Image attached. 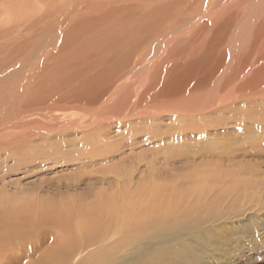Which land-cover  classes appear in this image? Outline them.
Listing matches in <instances>:
<instances>
[{"label":"rangeland","instance_id":"374dc122","mask_svg":"<svg viewBox=\"0 0 264 264\" xmlns=\"http://www.w3.org/2000/svg\"><path fill=\"white\" fill-rule=\"evenodd\" d=\"M227 78L232 80L219 96L257 90V101L238 109H257L258 121L250 124L264 125V0H0V261L50 262L48 250L64 240L55 209L66 212L75 231L81 215H92L90 206L99 203L94 209L105 216L115 203L138 212L140 189L185 184L198 164L201 174L217 170L213 165L233 170L235 162L263 169L264 138L261 148L251 145L264 134L243 137L242 126L223 122L232 112L185 122L165 109H149L145 119L132 112L125 117L126 102L137 94L172 108L183 97L170 102L166 94L180 84L202 83V91L194 92L202 98L218 92ZM248 143L250 152L263 150V156L217 158ZM198 146L210 157L186 156ZM242 188V213L201 225L213 241L204 259L185 260L178 253L175 264H264V210L256 211L261 220L253 231V189ZM183 192V199L175 196L178 210L197 202ZM196 230L172 244L194 248ZM28 233L36 234L32 241ZM228 236L237 241L218 245Z\"/></svg>","mask_w":264,"mask_h":264},{"label":"bare ground","instance_id":"6f19581e","mask_svg":"<svg viewBox=\"0 0 264 264\" xmlns=\"http://www.w3.org/2000/svg\"><path fill=\"white\" fill-rule=\"evenodd\" d=\"M226 80L228 81L225 82L224 84H221L222 86H220V88L216 90L218 92L213 91L211 94L209 93L207 96L203 95L202 98H200L198 95L196 96V94L194 93V92L202 91L200 88L201 85H203L202 83H195V85H192L189 88H186V86H184L183 83L180 84L179 86H177L176 88L177 90L175 92L173 91L172 93L166 94V96L170 98L169 99L170 102L172 101V98L175 96H179L180 98L181 96L183 97L182 102L178 104L177 107H172V108H169L168 105H165V103L163 102L161 103L160 100H158L155 97H153V100L150 103L151 99L150 100L146 99L144 97L145 93L137 94L136 95L137 98L134 99L133 102L131 103L129 102V104L128 102H126L125 107L126 106L128 107L126 110L128 112L125 111L127 113L125 117L128 116V114H131L132 112L135 118L145 119L146 117L148 118L149 111H151L149 109H154L153 110L154 114L156 111L159 112L160 109L163 110L165 109L166 112L171 111V113L176 116L175 119L182 118V121L185 122V121H199L197 118L205 117L207 116V114L209 115L211 113L225 114L227 111H229L232 112V114L230 113L229 115L231 116L233 115V116L225 118L226 115L223 114L224 116L222 117L226 119L223 122L226 124L227 121L231 120L234 121V123H236L237 126L238 125L242 126L241 128L244 132L243 137L245 136L251 137L250 134L254 135V137H257L258 136L256 133L257 131L264 134V125H258L259 122L256 124L254 123L255 125H251L252 124L251 120H253L254 122L258 121V116L256 114L257 109L253 113H250L248 112V110H246L248 108L247 107L248 104L246 105L247 102L252 100L257 101V99L260 97L257 94V90L255 91V94L254 93L252 94L251 92L246 93L244 91L243 92L241 91L238 95L234 94L235 91L233 90V92L228 91L225 92L222 96H219V93H221L225 89V87L228 85V82L230 83L232 79L227 78ZM238 87L243 90L245 88L244 84L242 85L241 83L240 85H238ZM246 95H252L253 97L251 96L252 98L249 97L245 98ZM238 105L241 106L246 105L247 108L243 107L246 111H243V108L242 109L239 108L241 109L239 110ZM97 123H99L100 125L102 121L99 120ZM209 123L212 124V121ZM225 124H223L224 127L227 125ZM262 138H264V135L259 136L257 138L258 140L256 139L257 143H255V145H251V147L253 148L255 146H260L261 148L263 146ZM248 148H250L249 143L247 144V146L245 144L242 147H239L238 150H232L228 148L226 149L225 152L223 151V153L217 155V158L218 157L219 159L225 158L227 161H231L236 159L237 156H245V157L250 155L263 156V154L261 153L263 152V150L250 152ZM192 149H193L191 150L192 152L188 151L187 153H185L188 158H194V157L201 158V157L209 156L207 152L204 151L199 146L194 147ZM202 165L198 164L192 167L193 172L189 176V181H187V183L185 184L174 181L167 183L165 185L160 184L152 187L147 186L143 190L140 189V192L136 194V197L137 195H139L140 197L139 199L140 206L136 209L138 210V212H134L135 207H131V208L127 207V211H125V209L123 210V208H125V203L122 206L118 204L116 205V203L114 202L115 205H111L106 210L105 212L106 216L98 215V213L94 209L99 204L97 203L95 205L90 206L91 208L90 212L92 214L90 215V217L81 215L80 222L78 221L75 227L76 230L74 231L73 229H71V226L69 227V217L66 216V212L60 209L53 210L57 213L56 216L59 221L58 225L60 226L59 227L60 232L63 230L61 232V235L64 237V240L59 242L58 244H55L58 245L59 247H55L53 245L54 249L48 250L49 253L50 251L53 252V254H51V256L49 257L51 261L48 263L49 264H134L136 261H138L137 264H175V261L173 259L178 253L185 260H190V257L192 256V259L194 258L196 261H202L204 259L203 255L207 254L206 252L210 250L213 241L211 242L212 239L209 238L210 237L208 236L209 233L204 232L202 234V232L199 231L201 225L206 220L212 221L215 218L217 219L222 217L224 218L228 214L231 215L233 213L235 214L242 213L240 211L241 209H239L238 206L241 203L244 204L242 198L247 195L245 189L242 188L244 185H247L248 187H251L253 189V195L251 196L252 197L251 209L252 211H255L253 213V216L255 217V224H256L253 227V231L258 232L259 227L257 224L261 216V213L258 212L264 210V199L263 197H261V194H263L262 192L264 191V168L261 169L258 166L255 167L254 170L253 168L249 167L250 165L248 166L242 163L238 165L237 162H235V164L232 165L233 170L227 169L226 171L222 172V170L220 169V165H213L214 166L213 167L211 166L212 164L211 165L209 164V166H211L210 168H214L217 170H213L212 172L210 171L211 172L210 174L209 173L201 174L203 172L201 171ZM236 167H238V169H241L240 170L241 172L239 170H237V172H234V168ZM242 175H245V177ZM183 190H185L187 194L189 193L192 194L191 196L188 197L190 199H192L193 195H196L197 202L191 205V208L189 209H185L184 207L178 210L177 209L178 206L177 207L174 206V204L178 202L177 201L178 198L175 199V196L176 197L178 196L179 199H183L184 198L183 195L185 194ZM180 191L182 192L181 193L182 195L179 194ZM131 194L128 204L133 206L135 205L134 204L135 202L133 201L132 199L133 196ZM122 198L124 199L125 202V198L124 197ZM167 201H170L171 204L170 202L168 203ZM121 202L123 203V200H121ZM101 203L103 205H105V203L106 204L109 203L110 205V202L109 201L106 202L105 199L103 200L101 199ZM101 203H100V207H101ZM246 203L247 202H245V204ZM105 207L107 208V205H105ZM190 209L195 212H190ZM114 213L118 215L116 216L114 215ZM130 213H134L136 215L134 214L131 215ZM51 215L52 214H50V216ZM45 216L46 215L44 214L43 217ZM251 227L252 226H250V228ZM194 228L197 229L196 231H199V232H194L193 241H195L196 243V246L194 248L188 245L189 243H185L180 247H177L174 244H172L173 241H178V239H180V237H182L183 234H191ZM245 228L246 226L244 225V229ZM243 231L242 232L240 231V233H243ZM20 234L23 235V233ZM29 235H30L29 237L30 241H32V237L36 236V234L34 233ZM228 237L229 238L221 237L222 239H220V241L219 240L217 241L218 245H220L222 248H225L228 243H230L231 245L232 243L237 241V239L236 240L230 239V236ZM206 238L209 239V242H207ZM164 245H166V249L163 250V248H159L160 246H164ZM41 246H42L41 244L38 245V249L41 248ZM131 246L132 247L134 246L135 248L134 249L135 251L132 255L127 257L126 256L120 257L118 255L119 252L124 251V248L126 249ZM85 250L88 251L87 252L88 255H86L83 260L82 259L79 260L80 257L83 258L81 255L82 253L85 252ZM10 257L11 256L3 257V259H1L0 261V264H7V263L9 264ZM6 260H8L7 263H5ZM48 263H43V264H48Z\"/></svg>","mask_w":264,"mask_h":264}]
</instances>
